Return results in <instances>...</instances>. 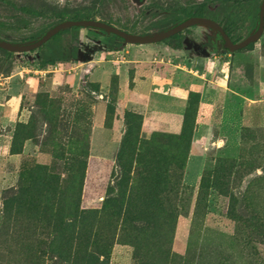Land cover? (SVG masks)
Listing matches in <instances>:
<instances>
[{"label": "rangeland", "instance_id": "rangeland-1", "mask_svg": "<svg viewBox=\"0 0 264 264\" xmlns=\"http://www.w3.org/2000/svg\"><path fill=\"white\" fill-rule=\"evenodd\" d=\"M5 1L51 15L39 0ZM191 1L147 0L137 13L114 0L108 12L131 28L155 6ZM238 1L248 3L239 13L252 34L261 0ZM63 41L78 48L77 61L44 66L36 52L14 54L11 67L0 60V264H264V35L227 54L201 26L189 29L184 52L127 45L93 28ZM91 65L90 82L117 110L82 92ZM125 113V179L114 201ZM219 160L241 168L200 197ZM244 209L247 224L233 216Z\"/></svg>", "mask_w": 264, "mask_h": 264}, {"label": "trees", "instance_id": "trees-1", "mask_svg": "<svg viewBox=\"0 0 264 264\" xmlns=\"http://www.w3.org/2000/svg\"><path fill=\"white\" fill-rule=\"evenodd\" d=\"M42 7L51 12V15L38 13L27 9H19L13 4L0 0V41L12 44H25L34 43L39 40L45 33L59 23L65 21H82L92 20L101 21L111 25L121 31L138 36H151L162 31L170 30L180 25L185 19L190 17L208 18L213 19V16H218L219 22L226 34L230 37L233 43L239 44L243 42L250 34L245 31V17L239 13V10L246 6V1L238 0H193L184 4H173L172 6L158 5L156 9L151 8L141 18L134 20L131 28L127 25H121L119 19H115L111 13L108 12V5L113 3L114 0H87L77 6L57 5L54 3H47L45 0H39ZM137 13L147 7L144 5L141 8H136L130 0H123ZM262 1V0H261ZM261 1L257 5L258 11ZM229 9V14L223 15V12ZM156 16V19L151 22L150 26L143 29H136L142 20H147L149 15ZM259 14V12H258ZM258 14L254 16L256 29L258 27ZM168 20H171L168 22ZM121 25V26H120ZM255 29V30H256ZM80 28H72L62 31L43 45L40 49L31 53H38L39 62L44 65H53L57 62H71L77 61L79 58L78 48L71 43L63 41V36L66 33L76 34ZM189 29L182 33L175 35L159 44H164L168 49L175 52H184L187 50L186 34ZM115 41L122 43L114 35H110ZM219 37V36H218ZM219 40L221 38L219 37ZM222 42V40H221ZM212 42H210L211 44ZM112 49L117 48L113 43L110 45ZM255 44L248 46L245 50L253 49ZM219 52L227 54L222 46L218 49ZM262 54L264 55V46L262 47ZM2 67L12 66L13 53H9L0 49ZM1 67V68H2ZM94 67L88 66L82 73L80 78V88L82 92L91 100L106 103L111 110L118 109V103L115 99L108 97L102 91L96 89L90 82V76L93 73ZM129 113H125L123 117L124 123V136L121 140L119 148L114 156V167L110 179V189L114 201L119 200L122 190V184L125 179V171L122 162V153L126 142V135L129 132L130 120ZM241 163H234L230 161L219 160L214 166L207 170L202 177L199 186V196L207 197L208 191L215 184L217 176L223 175L225 180L232 171H239ZM214 183V184H213ZM233 202H235L233 200ZM233 209V207H232ZM126 214L124 215V217ZM235 219L239 220L242 224L250 222L249 215L244 209L233 213ZM138 223L137 220L134 224Z\"/></svg>", "mask_w": 264, "mask_h": 264}, {"label": "water", "instance_id": "water-1", "mask_svg": "<svg viewBox=\"0 0 264 264\" xmlns=\"http://www.w3.org/2000/svg\"><path fill=\"white\" fill-rule=\"evenodd\" d=\"M132 4L136 8L143 7L147 0H131ZM201 26L208 28L214 31L217 35L220 36L224 49L228 53H235L246 49L248 46L252 44H256L264 35V0L261 1V5L259 7L258 14V27L257 29L250 34L243 42L239 44H235L232 42L230 37L226 34L222 26H220L217 22L208 18H199V17H190L185 19L180 25L167 30L162 31L160 33H156L151 36H138L126 33L117 29L111 25H108L101 21H92V20H82V21H65L57 24L52 29H50L47 33H45L39 40L34 43H25V44H12L8 42L0 41V49L13 54H26L31 53L40 49L43 45H45L48 41H50L53 37L59 34L62 31H66L72 28H93L108 35H114L121 42L127 45L133 46H147L159 44L175 35L182 33L183 31L190 29L192 27ZM195 52L205 53L203 49L200 47H193ZM191 47L189 48V51Z\"/></svg>", "mask_w": 264, "mask_h": 264}, {"label": "flooded vegetation", "instance_id": "flooded-vegetation-1", "mask_svg": "<svg viewBox=\"0 0 264 264\" xmlns=\"http://www.w3.org/2000/svg\"><path fill=\"white\" fill-rule=\"evenodd\" d=\"M131 4H132V1L130 0ZM133 5V4H132ZM134 6V5H133ZM219 36V35H218ZM220 37V36H219ZM211 42V41H210Z\"/></svg>", "mask_w": 264, "mask_h": 264}]
</instances>
